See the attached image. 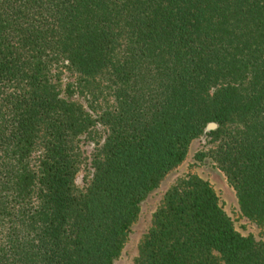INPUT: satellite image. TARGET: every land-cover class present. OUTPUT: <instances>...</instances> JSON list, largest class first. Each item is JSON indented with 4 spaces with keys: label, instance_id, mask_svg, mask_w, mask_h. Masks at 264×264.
Returning <instances> with one entry per match:
<instances>
[{
    "label": "trees",
    "instance_id": "obj_1",
    "mask_svg": "<svg viewBox=\"0 0 264 264\" xmlns=\"http://www.w3.org/2000/svg\"><path fill=\"white\" fill-rule=\"evenodd\" d=\"M65 73L79 85L62 93ZM104 83L115 107L93 118L72 97ZM98 125L80 192V139ZM210 125L197 160L264 225V0H0V264H115L142 202ZM133 264H264V243L188 176Z\"/></svg>",
    "mask_w": 264,
    "mask_h": 264
},
{
    "label": "rangeland",
    "instance_id": "obj_2",
    "mask_svg": "<svg viewBox=\"0 0 264 264\" xmlns=\"http://www.w3.org/2000/svg\"><path fill=\"white\" fill-rule=\"evenodd\" d=\"M61 80L62 93H66V88L70 84H74L78 88L79 83L75 75L65 73ZM95 88L96 86L88 91L75 90L72 97V100L80 104L93 118L98 117L104 111L113 110L115 107L113 92L110 90L109 85L106 83L101 84L99 91ZM86 92L89 93L85 94ZM209 127L199 138L191 142L185 161L166 175L158 188L142 202L137 220L132 225L126 244L115 264H133L138 256V245L148 232L152 216L160 205L165 193L179 180L188 176H195L210 185L219 199L220 206L233 222L238 233L244 237L252 236L256 241L264 243V225H256L242 216L235 193L228 185L224 175L210 160H197L198 155L206 153L215 147V143H213L210 136V132L213 129H209ZM106 135V129L98 125L88 136L80 139L79 145L83 154V162L75 180V187L80 192L85 190L91 180L93 174L91 164L98 156Z\"/></svg>",
    "mask_w": 264,
    "mask_h": 264
},
{
    "label": "water",
    "instance_id": "obj_3",
    "mask_svg": "<svg viewBox=\"0 0 264 264\" xmlns=\"http://www.w3.org/2000/svg\"><path fill=\"white\" fill-rule=\"evenodd\" d=\"M215 126L214 125H210L209 129H214Z\"/></svg>",
    "mask_w": 264,
    "mask_h": 264
}]
</instances>
